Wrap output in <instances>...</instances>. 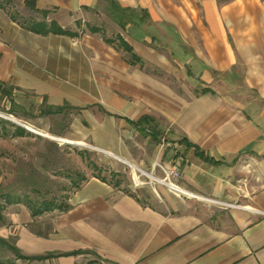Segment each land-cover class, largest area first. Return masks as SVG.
<instances>
[{"label":"crops","instance_id":"0c3cea01","mask_svg":"<svg viewBox=\"0 0 264 264\" xmlns=\"http://www.w3.org/2000/svg\"><path fill=\"white\" fill-rule=\"evenodd\" d=\"M114 1L130 15L121 26L103 0H35L47 16L25 23L1 9L0 81L71 116L73 142L153 175L177 167L184 195L89 177L48 229L10 215L15 246L55 256L44 264H264V0ZM92 11L140 63L88 31L29 29L73 32Z\"/></svg>","mask_w":264,"mask_h":264},{"label":"rangeland","instance_id":"374dc122","mask_svg":"<svg viewBox=\"0 0 264 264\" xmlns=\"http://www.w3.org/2000/svg\"><path fill=\"white\" fill-rule=\"evenodd\" d=\"M0 10L10 11L16 19L25 23L28 19H41L40 14H36L21 0H1ZM105 9L102 7L99 12ZM98 11V10H97ZM98 12L92 11L90 20L84 24L80 23L74 28L76 34L88 31V28H97L99 33H94L99 37L115 39L116 35L107 19ZM92 34V33H91ZM15 103V108L11 102ZM13 108V114H8ZM45 110L37 105L29 96L20 95L15 90L10 98H0V120L9 122L12 125L23 128L27 135L23 137H10L14 132L11 125H3L7 129L9 136L0 137V237L2 230L6 229L11 235L8 240L15 243L14 226L9 221L10 215L22 212L30 214L25 202L30 200L36 205L43 200H52L57 205L67 204L72 192L78 188L83 181L89 177H101L112 184L119 182L124 187H133L132 170L127 165L120 163L116 159L109 157L99 151L71 145L55 140L61 138L73 140L72 133L67 129L71 120L69 115L43 116ZM6 117L19 123L21 126L4 119ZM28 126L34 131L25 129ZM48 135L49 137H45ZM85 143V142H84ZM88 145L87 143H85ZM156 177H161L157 169ZM149 182V178H144ZM177 184V183H176ZM158 186V184H156ZM164 187V186H162ZM134 188V187H133ZM166 188V187H164ZM167 189V188H166ZM165 189V190H166ZM144 196H151L154 202H159L155 197L154 191L144 187L140 191ZM161 197L168 198L171 203L181 204L183 197L174 195L160 189ZM164 193V194H163ZM4 195L11 199H21L22 202L8 204L4 202ZM167 203V201H166ZM162 206V203H153ZM61 212L53 211L40 217L32 219V222H46L45 228L48 229L50 222ZM40 227V226H39ZM0 264H44V261H28L16 259L9 251L0 247Z\"/></svg>","mask_w":264,"mask_h":264},{"label":"trees","instance_id":"16d2710c","mask_svg":"<svg viewBox=\"0 0 264 264\" xmlns=\"http://www.w3.org/2000/svg\"><path fill=\"white\" fill-rule=\"evenodd\" d=\"M105 1V11L108 15V17L118 23L120 26L122 25V22H128L130 21V15L128 13V10L122 9L120 8V6L114 1V0H103ZM1 2V0H0ZM1 5V3H0ZM24 5L26 7H28L30 10L34 11L36 14H40L42 16L43 19L46 18L48 11H42V10H38L35 6V0H25ZM2 8V6L0 7ZM76 25H78L76 23ZM30 31L37 33V34H42V35H46L49 33L52 34H57V35H65V36H69V37H76L75 32H71L69 30H62L61 28H59L56 24L54 23H50L49 25H47L45 22H34L31 24V26L29 27ZM88 32L94 34V33H99L100 30L97 28H88ZM103 40L108 43V44H112L115 45L119 50H121L122 52L125 53L126 55V60L130 65H135L136 63H140V60L134 55L132 49L124 42V40L118 36L115 39H111V38H106L103 37ZM15 89L13 87H10L6 84H4L3 82L0 81V98L6 97V98H10L12 96V92ZM12 107L15 108V103L12 101L11 102ZM62 109L60 108H55L54 110H52V108H48L46 109L42 115L43 116H48V115H54V114H58L61 112ZM8 114H13V108L8 111ZM149 119L148 118H142L140 121H138L136 124V127L139 129L140 132H144L142 127H147L150 123H149ZM11 125L14 128V132L12 134H10V137H23L25 135H27V132L18 126L12 125L7 121L4 120H0V137L2 136H9V134H7V129L5 126L3 125ZM151 128V126L149 127V129ZM119 183V182H116ZM4 202L8 203V204H14V203H20L22 202L21 199H11L8 195H4ZM29 212H30V216L32 218H36V217H40L46 213H51L53 211H59V212H65L69 209V205L68 204H59L57 205L54 201L52 200H43L40 203H38L37 205L33 202H31L30 200H27L25 202ZM2 210V206L0 205V213ZM0 247L3 250L9 251L10 253H12L16 259H21V260H28V261H44V260H48L51 259L53 257H55L54 255L51 254H47L45 256H24L20 253V251L18 250V248L15 246V244L8 240V239H4L0 237Z\"/></svg>","mask_w":264,"mask_h":264},{"label":"built area","instance_id":"2783aa9c","mask_svg":"<svg viewBox=\"0 0 264 264\" xmlns=\"http://www.w3.org/2000/svg\"><path fill=\"white\" fill-rule=\"evenodd\" d=\"M163 143L164 142L161 143L160 149L164 148ZM153 168H157L159 170V172L161 173V177L158 178L152 173H148L146 171H143L140 168L134 167V174L132 176V182H133L134 188H140L146 185L147 183H149V185H151L152 188H154L153 186L155 184H159L161 186L166 187L167 189H169V186H170L174 189L180 190L179 186L176 184V181L179 177V169L177 167L167 169L163 167L162 165L155 163ZM144 178H147V179L149 178L150 181L145 182ZM154 192L156 191L154 190Z\"/></svg>","mask_w":264,"mask_h":264},{"label":"bare ground","instance_id":"6f19581e","mask_svg":"<svg viewBox=\"0 0 264 264\" xmlns=\"http://www.w3.org/2000/svg\"><path fill=\"white\" fill-rule=\"evenodd\" d=\"M27 129L31 130V131H34L32 128L26 126ZM45 137H49L48 135H45ZM55 140H58L60 142H64V143H67V144H71V145H77V146H81V147H88L87 145H85L84 143H79V142H73V141H70V140H66V139H61V138H55ZM125 163V162H124ZM127 164L128 167H130V169L132 170V173L134 174V165L132 164H128V163H125ZM132 174V175H133ZM152 178V177H151ZM170 192L172 191L173 193H176L178 195H181L183 194V192L181 190H178V189H174L172 187L169 186V189ZM184 195V194H183Z\"/></svg>","mask_w":264,"mask_h":264},{"label":"water","instance_id":"95a60500","mask_svg":"<svg viewBox=\"0 0 264 264\" xmlns=\"http://www.w3.org/2000/svg\"><path fill=\"white\" fill-rule=\"evenodd\" d=\"M3 118L6 119V120L11 121V122H13V123H15L16 125L21 126L19 123L15 122V121H12V120H10V119H8V118H6V117H3ZM22 127H24L25 129H27L25 126H22Z\"/></svg>","mask_w":264,"mask_h":264}]
</instances>
